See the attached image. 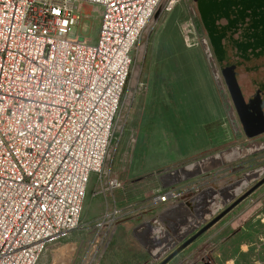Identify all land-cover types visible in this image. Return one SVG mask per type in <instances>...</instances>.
I'll list each match as a JSON object with an SVG mask.
<instances>
[{
	"label": "built area",
	"instance_id": "2783aa9c",
	"mask_svg": "<svg viewBox=\"0 0 264 264\" xmlns=\"http://www.w3.org/2000/svg\"><path fill=\"white\" fill-rule=\"evenodd\" d=\"M163 1L0 0V264H39L79 228L93 181L104 210L86 264L122 226L180 200L174 186L118 199L123 175L107 167L135 47Z\"/></svg>",
	"mask_w": 264,
	"mask_h": 264
},
{
	"label": "rangeland",
	"instance_id": "374dc122",
	"mask_svg": "<svg viewBox=\"0 0 264 264\" xmlns=\"http://www.w3.org/2000/svg\"><path fill=\"white\" fill-rule=\"evenodd\" d=\"M200 3L201 0H164L135 47L107 167L123 175L125 191L117 193L116 197L135 203L145 194L161 189V178L164 177L165 182V176L186 166L214 156L224 165L220 173L213 172L206 180L196 178L194 187L178 192L182 196L173 205L178 206L177 209L163 219L158 218L173 206L157 210L136 224L122 226L99 264H161L264 181L263 174L254 183L245 185L234 199L227 200L232 194L228 192L244 182V176L264 170V135L250 139L244 131L205 29ZM86 25L84 35L96 42L99 16L93 15V20ZM186 25L191 30L189 36L184 32ZM204 41H207L208 52ZM232 72L236 79L243 73L239 69ZM256 91L264 98V86L256 87ZM252 99L251 96L246 101L250 103ZM94 191L93 181L79 228L54 245L39 264H55L60 252L70 246L75 250L64 258H68L65 263H87L92 253L91 227L104 210L102 199L94 197ZM193 199H198L194 205H185ZM240 205L248 207L254 219L259 214L260 221L264 222V183ZM153 221L159 229L140 239L136 230ZM169 247L168 252L157 258L156 249H161L162 253ZM200 252L195 242L169 264H205L199 259Z\"/></svg>",
	"mask_w": 264,
	"mask_h": 264
},
{
	"label": "crops",
	"instance_id": "0c3cea01",
	"mask_svg": "<svg viewBox=\"0 0 264 264\" xmlns=\"http://www.w3.org/2000/svg\"><path fill=\"white\" fill-rule=\"evenodd\" d=\"M199 10L225 77L233 75L235 69L242 70L237 81L245 99L252 96L264 102L256 94V87L264 86V0H201ZM223 165L214 156L165 176V182L161 178V183L174 187L183 184L176 187L182 192L183 188L194 187L196 178L206 180L211 173H220ZM197 200L186 204L194 205ZM177 207L173 206L158 219ZM250 214L248 207L240 205L200 237L196 241L201 251L199 259L210 264H264V222L259 214L257 219ZM154 229L159 226L153 221L137 229L136 234L141 239L146 234L152 235ZM169 249H163L162 253L156 249L155 255L161 257Z\"/></svg>",
	"mask_w": 264,
	"mask_h": 264
},
{
	"label": "water",
	"instance_id": "95a60500",
	"mask_svg": "<svg viewBox=\"0 0 264 264\" xmlns=\"http://www.w3.org/2000/svg\"><path fill=\"white\" fill-rule=\"evenodd\" d=\"M226 81L233 99V102L236 106L237 113L241 119L244 131L248 138H256L261 135H264V102L259 99H252L249 102L246 101L241 87L238 84L236 77L233 75L227 76ZM260 183L255 188L249 190L245 195L238 199L234 204L228 207L223 211L218 217L181 245L176 251H174L169 257H167L161 264H169L175 257H177L182 251L187 249L193 243H195L205 232L210 230L214 225L226 217L230 212H232L238 205H240L244 200L252 195L256 189L259 188ZM210 264V263H205Z\"/></svg>",
	"mask_w": 264,
	"mask_h": 264
},
{
	"label": "bare ground",
	"instance_id": "6f19581e",
	"mask_svg": "<svg viewBox=\"0 0 264 264\" xmlns=\"http://www.w3.org/2000/svg\"><path fill=\"white\" fill-rule=\"evenodd\" d=\"M263 174H264V170H260V171H257L255 173H251L250 175L244 176V179H243L244 182H240V183L236 184V186L234 187V189H232V188H231L232 190L230 189L231 192L229 191L228 194H230V193H232V194H231V196L228 197L229 199H227V200L229 201L231 199H234L236 197V195L243 189V187L245 185H249V184L254 183L256 180H258L260 177H262ZM74 250H75L74 249V246H70L68 248L67 247L64 248V250H62L60 252V256L55 261L56 262L55 264H66L65 263V260L67 261L68 258L67 259H64V258L66 256H68V257L71 256L74 253L73 252Z\"/></svg>",
	"mask_w": 264,
	"mask_h": 264
},
{
	"label": "flooded vegetation",
	"instance_id": "af4514ba",
	"mask_svg": "<svg viewBox=\"0 0 264 264\" xmlns=\"http://www.w3.org/2000/svg\"><path fill=\"white\" fill-rule=\"evenodd\" d=\"M238 206H239V205H238ZM230 213H231V212H230ZM208 231H209V230H208ZM205 233H207V232H205ZM205 233H204V234H205ZM204 234H203V235H204ZM203 235H202V236H203ZM202 236H201V237H202Z\"/></svg>",
	"mask_w": 264,
	"mask_h": 264
}]
</instances>
